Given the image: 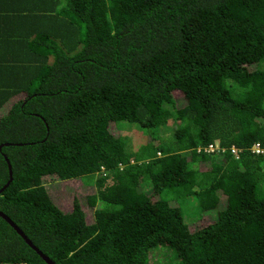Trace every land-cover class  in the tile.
Segmentation results:
<instances>
[{"label": "trees", "instance_id": "1", "mask_svg": "<svg viewBox=\"0 0 264 264\" xmlns=\"http://www.w3.org/2000/svg\"><path fill=\"white\" fill-rule=\"evenodd\" d=\"M170 118L144 159L110 128ZM4 143L0 211L55 264H264V0H0ZM87 174L91 220L46 190ZM3 263L47 264L0 216Z\"/></svg>", "mask_w": 264, "mask_h": 264}, {"label": "rangeland", "instance_id": "2", "mask_svg": "<svg viewBox=\"0 0 264 264\" xmlns=\"http://www.w3.org/2000/svg\"><path fill=\"white\" fill-rule=\"evenodd\" d=\"M177 105H181L183 101L180 97H177ZM172 118H170L165 124L158 126L157 128L144 130L137 123H132L128 121H117L116 128L113 123L110 124L111 130L118 132L119 130L126 131L127 133H122L127 142L126 151L129 153H134L136 157L145 158L149 154L153 153L155 148L154 144H160L162 148H167L170 143L169 140L172 139V125L174 124ZM156 140L158 143H153L151 137L157 136ZM219 147V146H218ZM218 147L214 146L208 153H214L218 150ZM158 154H161L159 151ZM234 154V153H233ZM97 175L87 174L82 177L66 179V180H57L54 182H49L46 184V190L49 193V196L52 200L56 202L57 205L61 207L64 211H69L72 209V200L77 198L85 209V215L87 220L92 219V208L86 206V196L92 194L95 190V179ZM211 213H204L200 219L189 218V224L192 226H200L206 220L211 218ZM171 254L169 248L163 246H158L152 248L149 252L150 261L158 262L159 260L164 259L165 256ZM160 263V262H159ZM3 264H26V263H3Z\"/></svg>", "mask_w": 264, "mask_h": 264}, {"label": "water", "instance_id": "3", "mask_svg": "<svg viewBox=\"0 0 264 264\" xmlns=\"http://www.w3.org/2000/svg\"><path fill=\"white\" fill-rule=\"evenodd\" d=\"M10 143H4V144H0V148L2 147V145H9ZM9 168V179L8 181L3 185V187L0 189V193L2 192V190L8 186L9 182L12 179L11 176V167L10 165H8ZM0 216L18 233V235H20L24 241L30 245L36 252L37 254L47 263V264H55L46 254H44L40 249H38L32 242L31 240L24 234V232L6 215L4 214L2 211H0Z\"/></svg>", "mask_w": 264, "mask_h": 264}, {"label": "built area", "instance_id": "4", "mask_svg": "<svg viewBox=\"0 0 264 264\" xmlns=\"http://www.w3.org/2000/svg\"><path fill=\"white\" fill-rule=\"evenodd\" d=\"M214 146L218 147V145H214V144H209L208 147L204 148V152H209ZM223 150V149H222ZM251 150L255 153H262L264 150L263 148L260 146L259 143H253L251 145ZM197 151H201L200 148L197 149ZM231 151L234 153V155H238V149L234 146L231 147Z\"/></svg>", "mask_w": 264, "mask_h": 264}]
</instances>
